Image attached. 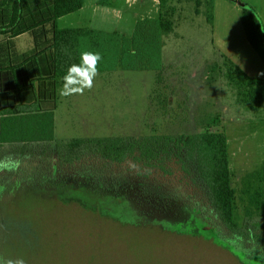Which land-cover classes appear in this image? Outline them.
Returning <instances> with one entry per match:
<instances>
[{
  "label": "rangeland",
  "instance_id": "rangeland-1",
  "mask_svg": "<svg viewBox=\"0 0 264 264\" xmlns=\"http://www.w3.org/2000/svg\"><path fill=\"white\" fill-rule=\"evenodd\" d=\"M208 1L201 0L195 13V1L182 0L174 15V31L164 36L161 87L171 91L172 105L164 116L149 109L154 70L98 72L93 87L82 95L58 96L50 152L42 157L17 154L13 156L16 163L2 160L0 154V259L22 258L25 264H264V244L232 238L212 223L202 192L177 169L178 164L168 173L148 172L131 160L114 163L93 154L61 164L54 150L56 144L72 138L131 137L153 129L193 132L198 117L219 111L238 196L236 213L241 219L264 218L260 214L264 211V120L235 103L222 81L206 77L209 65L222 55L249 75H264V61L240 22L242 9L249 6L264 23V0H213L211 9ZM112 3L85 0L80 9L61 16L56 24L131 35L139 18L154 17L159 9L157 0ZM210 12L211 21L207 19ZM50 28L46 24L13 38L0 33V49L13 59L29 54L34 34L42 38ZM7 153H14L13 148L6 147ZM136 190L168 211L149 206ZM128 199L145 211L144 218L115 217L113 213L121 211L114 200L128 204ZM160 213L171 219L165 224L156 221L153 216ZM183 220L205 223L197 228L210 229L223 245L203 232L197 235L182 227L178 222Z\"/></svg>",
  "mask_w": 264,
  "mask_h": 264
},
{
  "label": "trees",
  "instance_id": "trees-1",
  "mask_svg": "<svg viewBox=\"0 0 264 264\" xmlns=\"http://www.w3.org/2000/svg\"><path fill=\"white\" fill-rule=\"evenodd\" d=\"M97 1L100 5H112V0ZM194 1V11L197 13L201 0ZM84 2L0 0V33L9 38L28 31L35 32L46 24L51 25L50 33L46 35L43 32L42 38L34 34V48L29 54L13 59L11 56L6 57L4 49H0L2 160L10 158L14 162L17 158L13 156L17 154L21 157L39 154L42 157L50 152L49 145L55 140L54 112L57 108L58 89L67 68L72 63L80 62L83 50L101 55L98 65L100 73L116 69L154 70L155 84L149 93V109L164 116L172 108L171 91L164 92L161 87L165 81L161 49L165 43V34L174 31V15L182 0H158V14L139 18L131 35L89 26H57L58 18L80 9ZM212 2L208 1L210 9ZM207 19L211 21V12ZM240 22L248 42L264 61V25L261 17L253 8L246 6L242 9ZM206 77L222 81L235 103L254 111L260 120H264V75H249L231 58L222 55L220 61L209 65ZM196 123L193 132L158 133L153 129L151 133L131 137L114 135L72 138L56 144L54 150L61 164L72 163L84 154H93L114 163L131 160L148 172L162 170L168 173L174 169V163L178 164L177 169L202 192L212 223H216L226 234L233 235L232 238L264 244V218L255 215L241 219L236 213L238 196L233 185L228 137L222 124V113L209 112L198 117ZM6 147L13 148L14 153L4 154ZM170 162L172 166L168 165ZM139 173L145 175L141 170ZM136 192L139 193V199L149 206L168 211L146 194ZM123 210L113 214L127 219L128 212ZM260 214L264 217L263 210ZM205 236L212 240L210 236Z\"/></svg>",
  "mask_w": 264,
  "mask_h": 264
},
{
  "label": "clouds",
  "instance_id": "clouds-1",
  "mask_svg": "<svg viewBox=\"0 0 264 264\" xmlns=\"http://www.w3.org/2000/svg\"><path fill=\"white\" fill-rule=\"evenodd\" d=\"M102 57L98 52L83 50L80 53V62L72 63L62 77L61 87L58 94L67 97L83 94L85 89L93 87L94 79L98 74V65ZM0 264H25L22 258L0 259Z\"/></svg>",
  "mask_w": 264,
  "mask_h": 264
},
{
  "label": "water",
  "instance_id": "water-1",
  "mask_svg": "<svg viewBox=\"0 0 264 264\" xmlns=\"http://www.w3.org/2000/svg\"><path fill=\"white\" fill-rule=\"evenodd\" d=\"M128 201L131 202V203H133L132 200H130V199H128ZM153 218H155L156 221H158V222H160L162 224H165L166 221H169V219H171L168 216H166L165 214L160 215V216L159 215H155V216H153ZM193 219L196 220V221H198L196 218H193ZM196 221L189 222V221L183 220L181 222H178V224L181 225L182 227H185V228L187 227L188 229H191V231H193L196 234H198L199 232H203V233H200V234H204V233L206 235L208 234V236H212V238H214V241L217 244L223 245V242L221 240H219L217 236H215L214 234H212V231L209 228L208 229H209L210 232L204 231V230H201V229L197 228V227L202 228V226H206V224L202 220H201V222H203L205 225L204 224H199ZM168 225H171V226H174V227H180V226H178L175 223H170ZM207 227H209V226H207Z\"/></svg>",
  "mask_w": 264,
  "mask_h": 264
},
{
  "label": "flooded vegetation",
  "instance_id": "flooded-vegetation-1",
  "mask_svg": "<svg viewBox=\"0 0 264 264\" xmlns=\"http://www.w3.org/2000/svg\"><path fill=\"white\" fill-rule=\"evenodd\" d=\"M114 206L116 209H120V211H122L123 209H125L128 212V216L129 215H137L138 217L144 218L145 216V211L144 210H138L133 203L128 201V204L120 201V200H114L113 202ZM124 211V210H123ZM131 213H135V214H131ZM130 219V218H127ZM155 221V220H154Z\"/></svg>",
  "mask_w": 264,
  "mask_h": 264
},
{
  "label": "crops",
  "instance_id": "crops-1",
  "mask_svg": "<svg viewBox=\"0 0 264 264\" xmlns=\"http://www.w3.org/2000/svg\"><path fill=\"white\" fill-rule=\"evenodd\" d=\"M113 4V3H112ZM262 20V19H261ZM263 25H264V23H263Z\"/></svg>",
  "mask_w": 264,
  "mask_h": 264
},
{
  "label": "built area",
  "instance_id": "built-area-1",
  "mask_svg": "<svg viewBox=\"0 0 264 264\" xmlns=\"http://www.w3.org/2000/svg\"><path fill=\"white\" fill-rule=\"evenodd\" d=\"M158 1V0H157Z\"/></svg>",
  "mask_w": 264,
  "mask_h": 264
}]
</instances>
